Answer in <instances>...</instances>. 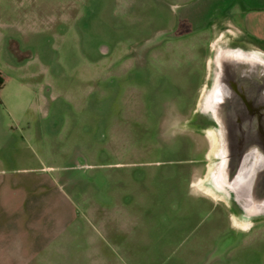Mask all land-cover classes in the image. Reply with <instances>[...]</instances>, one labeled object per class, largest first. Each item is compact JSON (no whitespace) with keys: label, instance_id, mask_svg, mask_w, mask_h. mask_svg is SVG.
I'll list each match as a JSON object with an SVG mask.
<instances>
[{"label":"rangeland","instance_id":"374dc122","mask_svg":"<svg viewBox=\"0 0 264 264\" xmlns=\"http://www.w3.org/2000/svg\"><path fill=\"white\" fill-rule=\"evenodd\" d=\"M250 3L0 0V264H264L199 112Z\"/></svg>","mask_w":264,"mask_h":264},{"label":"water","instance_id":"95a60500","mask_svg":"<svg viewBox=\"0 0 264 264\" xmlns=\"http://www.w3.org/2000/svg\"><path fill=\"white\" fill-rule=\"evenodd\" d=\"M199 109L217 135L209 184L241 210L264 216V50L218 44Z\"/></svg>","mask_w":264,"mask_h":264},{"label":"crops","instance_id":"0c3cea01","mask_svg":"<svg viewBox=\"0 0 264 264\" xmlns=\"http://www.w3.org/2000/svg\"><path fill=\"white\" fill-rule=\"evenodd\" d=\"M250 9L237 6V11H230L233 25L238 28L253 46H264V0H250ZM233 17V18H232ZM235 18V19H234ZM31 259L24 258L23 264Z\"/></svg>","mask_w":264,"mask_h":264},{"label":"trees","instance_id":"16d2710c","mask_svg":"<svg viewBox=\"0 0 264 264\" xmlns=\"http://www.w3.org/2000/svg\"><path fill=\"white\" fill-rule=\"evenodd\" d=\"M3 84H4V78L0 73V88L3 86Z\"/></svg>","mask_w":264,"mask_h":264},{"label":"flooded vegetation","instance_id":"af4514ba","mask_svg":"<svg viewBox=\"0 0 264 264\" xmlns=\"http://www.w3.org/2000/svg\"><path fill=\"white\" fill-rule=\"evenodd\" d=\"M230 44H232V43H230ZM235 45V44H234ZM199 112H200V109H199ZM200 114H201V112H200ZM264 217V216H263Z\"/></svg>","mask_w":264,"mask_h":264}]
</instances>
